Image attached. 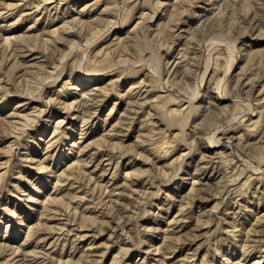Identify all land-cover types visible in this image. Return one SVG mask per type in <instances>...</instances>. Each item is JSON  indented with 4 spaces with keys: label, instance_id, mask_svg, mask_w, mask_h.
I'll use <instances>...</instances> for the list:
<instances>
[{
    "label": "rangeland",
    "instance_id": "rangeland-1",
    "mask_svg": "<svg viewBox=\"0 0 264 264\" xmlns=\"http://www.w3.org/2000/svg\"><path fill=\"white\" fill-rule=\"evenodd\" d=\"M0 264H264V0H0Z\"/></svg>",
    "mask_w": 264,
    "mask_h": 264
}]
</instances>
